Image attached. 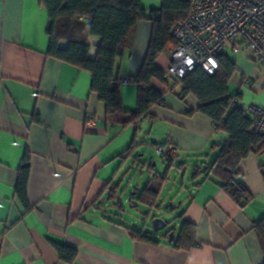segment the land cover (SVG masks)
Returning <instances> with one entry per match:
<instances>
[{"label": "crops", "instance_id": "crops-1", "mask_svg": "<svg viewBox=\"0 0 264 264\" xmlns=\"http://www.w3.org/2000/svg\"><path fill=\"white\" fill-rule=\"evenodd\" d=\"M142 1L148 14L163 5ZM48 22L41 0H0V264H262L253 228L264 217V152L241 162L234 178L251 200L235 202L222 188L223 179L207 176L220 152L217 145L229 136L199 111L195 96H182V86L170 80H152L151 86L164 94V105L152 107L135 124L109 120L105 104L92 91L91 74L47 55ZM153 30L151 21L141 20L117 61L123 107L130 113L137 111L140 90L131 80L144 65ZM89 40L94 60L101 40ZM170 47L171 42L156 59L162 70L170 63ZM233 55L238 72L231 85L241 104L246 111L250 105L264 107V69L249 50ZM150 144L179 149L173 163L163 165L162 173L169 165L171 170L157 203L164 210L172 200L179 217L172 243L170 232L133 228L110 208L114 183L123 179L130 160L134 168L160 173L155 160L148 163L144 156L148 149L154 153ZM27 152L29 210L17 189ZM140 191L137 187L132 195ZM184 222L194 224L196 233L187 242L190 247L177 249ZM140 231L159 243L135 238ZM54 244L76 249V260H61Z\"/></svg>", "mask_w": 264, "mask_h": 264}, {"label": "trees", "instance_id": "trees-1", "mask_svg": "<svg viewBox=\"0 0 264 264\" xmlns=\"http://www.w3.org/2000/svg\"><path fill=\"white\" fill-rule=\"evenodd\" d=\"M160 11L146 13L142 0H41V5L48 10L47 33L49 49L47 55L56 60L75 65L89 72L92 76V91L106 106L107 118L116 120L122 126L135 124L150 113L154 106L164 105L165 97L160 91L151 86L152 80L169 83L165 70L160 69L156 59L165 51L168 43L173 41L171 29L189 15V4L183 0H161ZM157 19H154V17ZM148 19L154 25L152 41L145 57L142 69L134 83L140 86L137 111L130 113L124 110L121 99L123 79L117 74V61L128 51L130 37L136 25ZM101 40L94 60L90 59V37ZM66 42L62 48L60 43ZM238 72L235 60L229 55L219 56V68L216 74L210 75L201 69L192 70L181 81L172 82L182 86L181 95L195 96L199 101V111L214 121L216 130L228 134V139L221 145L219 155L209 166L207 176L214 175L223 179L222 188L235 202L248 204L251 196L241 183L237 182V174L241 162L247 157L264 152V139L252 132L253 118L248 116L241 104V95L231 91V80ZM239 102L234 104V101ZM39 117L35 120L38 122ZM156 145V144H152ZM136 148L133 145L128 156ZM164 158L169 164L174 158ZM31 154L27 152L23 166L19 170L17 184L18 195L29 210L27 201V186L31 171ZM170 166V165H169ZM160 174L151 167L153 177L149 183L138 192V203L158 209V200L163 185L167 182L170 167ZM200 170L198 171V173ZM120 183H114L110 198L115 200ZM122 208L121 203L118 205ZM176 239V248H188L187 242L193 241L196 233L195 225L190 222L182 223ZM254 232L258 237L264 264V217L254 224ZM134 237L151 244L159 242L147 234L135 232ZM61 260L74 262L78 256L76 249L54 244Z\"/></svg>", "mask_w": 264, "mask_h": 264}, {"label": "built area", "instance_id": "built-area-1", "mask_svg": "<svg viewBox=\"0 0 264 264\" xmlns=\"http://www.w3.org/2000/svg\"><path fill=\"white\" fill-rule=\"evenodd\" d=\"M183 1L189 4L190 12L171 29L166 79L181 81L197 68L214 75L219 56L229 51H251L256 65L264 69V0ZM247 112L253 118L252 132L264 139V107L250 105ZM150 146L158 157H178L179 149L174 144Z\"/></svg>", "mask_w": 264, "mask_h": 264}, {"label": "rangeland", "instance_id": "rangeland-1", "mask_svg": "<svg viewBox=\"0 0 264 264\" xmlns=\"http://www.w3.org/2000/svg\"><path fill=\"white\" fill-rule=\"evenodd\" d=\"M228 55L230 57H233L235 60L237 57L233 55L231 51L228 52ZM231 91L234 92V88L231 85ZM145 158H147V162L149 163L152 159H154L157 164V170H159L160 173H162L164 170L163 165L166 163V160L164 161L162 158L157 157L151 150H146L144 153ZM138 159L141 160V158L138 156ZM142 161V160H141ZM138 164V163H137ZM205 167H203L204 169ZM150 170V168H149ZM163 170V171H161ZM151 171L148 172V170H144L140 166H137L134 168V160H130L128 163V167L126 169V172L124 174L123 179L118 180L120 184H122L119 188L118 197L115 199V202L111 201L110 208L111 210L118 214L122 220L129 224L133 228H142L145 229L150 228L153 229L152 223L155 218H162L165 219L166 222H168V226L165 228L164 231H161L159 233L165 234L166 232H170L171 230L176 232V225L179 222V217L177 216V213H175V209L170 207L171 201H168L166 204L167 207L164 208V210L161 209L160 206H158V209H153L152 207L148 205H144L142 203H138L139 196H133V192H135L137 187H140L141 190L149 183L148 178L150 177ZM176 174L174 175V177ZM174 180H178L180 184L183 183V178H173ZM173 180V181H174ZM172 187V185L170 186ZM170 196V195H169ZM129 198L131 200L129 201ZM121 203L122 208L120 209L118 205ZM179 201H176L175 205L178 206ZM117 207V208H116ZM180 232V231H179ZM178 232V233H179Z\"/></svg>", "mask_w": 264, "mask_h": 264}, {"label": "water", "instance_id": "water-1", "mask_svg": "<svg viewBox=\"0 0 264 264\" xmlns=\"http://www.w3.org/2000/svg\"><path fill=\"white\" fill-rule=\"evenodd\" d=\"M207 171V167H205L203 169V172H206ZM152 226H153V230H155V232H161V231H164L165 228L168 226V222H166L165 219H162V218H155L153 220V223H152ZM169 242H173V239L175 237V232L174 231H170V234H169Z\"/></svg>", "mask_w": 264, "mask_h": 264}]
</instances>
